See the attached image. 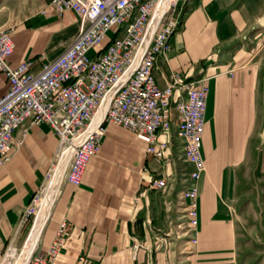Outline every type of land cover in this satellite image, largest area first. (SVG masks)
<instances>
[{"label":"crops","instance_id":"obj_1","mask_svg":"<svg viewBox=\"0 0 264 264\" xmlns=\"http://www.w3.org/2000/svg\"><path fill=\"white\" fill-rule=\"evenodd\" d=\"M181 3V25L153 74L159 84L176 70L208 85L196 239L176 234L177 218H185L176 148L171 161L161 164L133 131L108 123L80 183L60 182L40 228L37 240L45 249L58 221L69 223L51 264H241L230 204L243 196L237 188L244 180L264 171V67L257 57L263 55L257 45L264 36L258 37L264 33V0ZM1 28L14 43L10 64L29 59L37 68L71 41L78 16L72 9L56 12L49 0H0ZM7 85L0 70V95ZM57 144L46 122L28 123L22 143L12 144L0 163V264L6 248L19 240L20 212L41 186ZM151 175L168 177L167 185L150 186Z\"/></svg>","mask_w":264,"mask_h":264},{"label":"built area","instance_id":"obj_2","mask_svg":"<svg viewBox=\"0 0 264 264\" xmlns=\"http://www.w3.org/2000/svg\"><path fill=\"white\" fill-rule=\"evenodd\" d=\"M181 1L49 0L58 13L72 9L78 28L58 55L37 68L29 59L10 64L14 43L8 29L1 28L0 70L8 85L0 95V163L12 144L22 143L28 123L46 122L58 135L44 180L56 155L65 150L56 191L62 180L80 183L108 123L133 131L145 141V152L161 164L171 161V149L178 147L188 164L179 193L186 219L182 232L195 241L208 85L176 70L159 84L153 74L155 61L170 49V36L181 21ZM159 133L165 137L159 138ZM167 179L151 175L148 182L163 188ZM43 182L20 212V222L35 215ZM68 233L69 223L62 218L46 248H40L38 240L23 264H51Z\"/></svg>","mask_w":264,"mask_h":264},{"label":"rangeland","instance_id":"obj_3","mask_svg":"<svg viewBox=\"0 0 264 264\" xmlns=\"http://www.w3.org/2000/svg\"><path fill=\"white\" fill-rule=\"evenodd\" d=\"M255 30L256 29L252 30V32H257ZM111 33L112 30L109 29L108 34ZM263 34L264 33H261L258 37H261V35ZM251 44L256 45L255 42H252ZM257 46L258 51L260 50V47H263V50H261L263 55L260 54L257 55V57L261 58V64L264 67V36H262ZM178 142L179 139L176 138L174 144H177ZM175 148L177 154H173V156L174 159L178 161V177H183L185 176V172L187 170L186 161L183 160L179 148ZM46 180H44L45 183ZM43 190L41 192L40 199L44 194ZM238 191H243V196L236 195V201L234 199L233 203L230 204V209H233L235 211V215L237 214L235 219L237 228L236 232L238 235L237 260L241 264H264V171L261 172L258 170L255 173L254 177L244 180L241 183L240 188H237V192ZM50 204L51 200L48 206V211L50 210ZM34 218L35 215L28 216V219L24 223L21 222L22 229L19 240L15 245H9L6 248L1 260V264H3L5 255L11 248H14V254L8 257L9 264H15L17 259L21 256L23 244L25 242L28 231L34 221ZM45 218L42 221V225L45 222ZM177 219L179 220H177L178 226L176 234L180 235V233H182L183 231L186 219L183 217H178ZM180 222L183 223L182 227L180 226Z\"/></svg>","mask_w":264,"mask_h":264},{"label":"bare ground","instance_id":"obj_4","mask_svg":"<svg viewBox=\"0 0 264 264\" xmlns=\"http://www.w3.org/2000/svg\"><path fill=\"white\" fill-rule=\"evenodd\" d=\"M105 100L102 102L96 116L98 117L104 108ZM66 153L65 150H62L60 153L56 155V161L53 164V170L48 177L45 178L46 183L44 181L42 185V190L44 191L43 196L39 200L38 207L36 210L34 221L28 231L25 242L22 247L21 256L17 259L15 264H23L25 259L28 257L32 249L35 247L36 241H38L39 231L42 225L43 219L48 215V206L51 200V204L56 192V187L62 170L64 168V164L66 161ZM45 184V185H44ZM42 192V191H41ZM54 194V195H53ZM53 196V197H52ZM52 198V199H51ZM50 204V205H51ZM14 254V248H11L5 255L3 260V264H9L8 257Z\"/></svg>","mask_w":264,"mask_h":264},{"label":"trees","instance_id":"obj_5","mask_svg":"<svg viewBox=\"0 0 264 264\" xmlns=\"http://www.w3.org/2000/svg\"><path fill=\"white\" fill-rule=\"evenodd\" d=\"M180 25H181V21L179 22V24H178V26H177V28H176V29H178V28L180 27Z\"/></svg>","mask_w":264,"mask_h":264}]
</instances>
